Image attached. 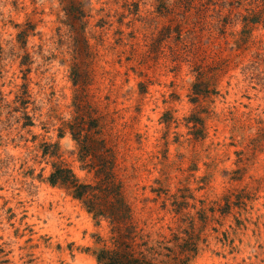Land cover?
<instances>
[{
	"label": "rangeland",
	"instance_id": "1",
	"mask_svg": "<svg viewBox=\"0 0 264 264\" xmlns=\"http://www.w3.org/2000/svg\"><path fill=\"white\" fill-rule=\"evenodd\" d=\"M72 2L0 0V264L114 246L49 181L55 163L95 180L77 110L112 146L139 240L185 228L189 264H264V0Z\"/></svg>",
	"mask_w": 264,
	"mask_h": 264
},
{
	"label": "trees",
	"instance_id": "2",
	"mask_svg": "<svg viewBox=\"0 0 264 264\" xmlns=\"http://www.w3.org/2000/svg\"><path fill=\"white\" fill-rule=\"evenodd\" d=\"M69 2L73 3L72 0ZM82 12L84 13L83 10ZM77 113L69 127L79 144L80 160L85 164V168L94 171L95 180L85 182L72 168L55 163L49 181L53 185L63 186L74 198L79 199L96 219L109 220L114 246L103 248L99 252V263L189 264L192 257L198 253L197 238L188 234L185 228L181 234L184 232L186 235L176 234L177 242L172 246H151L148 241L139 240L142 237L133 220V211L125 195L123 179L116 171V156L112 146L102 138L99 121L86 124L81 112L77 110ZM97 153L100 157L99 163L95 162Z\"/></svg>",
	"mask_w": 264,
	"mask_h": 264
}]
</instances>
